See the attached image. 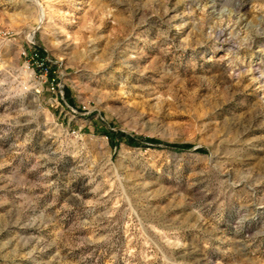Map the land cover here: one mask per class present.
Segmentation results:
<instances>
[{
	"label": "rangeland",
	"instance_id": "rangeland-1",
	"mask_svg": "<svg viewBox=\"0 0 264 264\" xmlns=\"http://www.w3.org/2000/svg\"><path fill=\"white\" fill-rule=\"evenodd\" d=\"M38 1L0 0V264H264V0Z\"/></svg>",
	"mask_w": 264,
	"mask_h": 264
},
{
	"label": "built area",
	"instance_id": "built-area-1",
	"mask_svg": "<svg viewBox=\"0 0 264 264\" xmlns=\"http://www.w3.org/2000/svg\"><path fill=\"white\" fill-rule=\"evenodd\" d=\"M23 55L27 56L28 53L26 51H23L22 52ZM31 58L34 60V63L36 65V67L39 68L40 72L43 74V75H48L49 73V66H48V60L46 58H44L42 55H40V53L38 52H34L32 55H30ZM55 78H51V88L53 90L56 91L57 94H60L61 96H63V92H62V89L60 87V85L58 83H55Z\"/></svg>",
	"mask_w": 264,
	"mask_h": 264
},
{
	"label": "bare ground",
	"instance_id": "bare-ground-1",
	"mask_svg": "<svg viewBox=\"0 0 264 264\" xmlns=\"http://www.w3.org/2000/svg\"><path fill=\"white\" fill-rule=\"evenodd\" d=\"M34 3H35V5L37 6V9H38V12H39V18L40 17H42V15H44V9H43V6H42V4L41 3H39L40 4V6H39V4L35 1V0H32ZM31 35V34H30Z\"/></svg>",
	"mask_w": 264,
	"mask_h": 264
},
{
	"label": "water",
	"instance_id": "water-1",
	"mask_svg": "<svg viewBox=\"0 0 264 264\" xmlns=\"http://www.w3.org/2000/svg\"><path fill=\"white\" fill-rule=\"evenodd\" d=\"M38 4H39V1L38 0H35ZM39 6H40V4H39Z\"/></svg>",
	"mask_w": 264,
	"mask_h": 264
}]
</instances>
